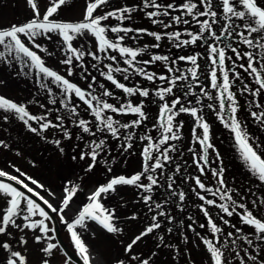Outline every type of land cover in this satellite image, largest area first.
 I'll use <instances>...</instances> for the list:
<instances>
[{
    "label": "snow or ice",
    "instance_id": "1",
    "mask_svg": "<svg viewBox=\"0 0 264 264\" xmlns=\"http://www.w3.org/2000/svg\"><path fill=\"white\" fill-rule=\"evenodd\" d=\"M109 0H92V2L87 4L86 14L82 22L79 23H69V22H58L51 19L58 12L61 6L67 3V0H53L52 6L46 8V12L42 15L39 10L36 0H27V4L30 5L33 12V18L28 22L21 25H12L7 29H0V61H5L9 64L13 60L20 63L22 68H34L38 70L37 74H43L45 78H51L52 83L56 84L58 88H62L63 105L64 107L74 116H78L76 107L71 106V97L74 93L76 97L82 101L87 108L91 111L92 115L95 117V120L98 122L96 127L99 132H108L112 137L119 139L120 129H130L138 127L144 120H147L148 117L143 110V104L134 105L131 100H128L126 103L121 104L119 107L113 103H109L106 100H103L102 97H113L114 93L110 90H107L103 84H100L99 87L103 90L102 96H97L91 91L82 90L77 84L70 82L65 76L58 74L57 71L52 70L51 68L45 66L44 60L36 51L31 50L30 47L26 46L25 42L21 37H26L29 42H31L35 48L40 49L41 51L47 52L46 48H43L41 44L36 43L37 36H43L46 39L51 40L52 36L50 34H57L66 48L64 49L66 54V59L62 60L61 63L71 66L73 64V58L76 61H82L85 55H90L93 60H100L101 57L97 56L95 52H85L84 50L78 49L73 46V41L77 36H83L85 33H90L98 41V51L101 53H107L109 49L113 51H118L122 57H125L124 63L127 64L128 68L113 67L111 64L106 65L107 72H101L107 81H110L115 88L122 90L124 93H127L128 96L136 95L137 93L141 97H148V89H140L137 87H128L125 83L120 82L114 78L113 73H121L125 80L129 79V69L134 70L135 74L143 76L148 81L154 82L157 78L161 81L170 80L172 86L167 88H161L155 92V95L160 98L161 101H165V96L173 93V88L176 86L178 80H187L188 77L181 74L179 76H165L160 75L157 77L156 73L148 72L144 67H137V57L143 53L148 45H145L143 48L133 49L132 47L122 46L121 42L125 40L128 33L136 32L143 33L155 38V41H161L166 35L169 40H175L178 43L175 44L176 47H183L189 44H196L199 40H204L207 43L208 39H214L215 41L224 42L223 47H217L215 45L210 46V63L212 66H219L222 70V83H218V75L215 67L210 73L211 78V88L219 89V109L216 111V114L220 121L223 123L225 128H230L231 131L235 134L236 141L239 145L240 155L244 164L247 166L249 172L254 176L261 184H264V155L256 147L250 143V137L248 133L244 130L243 122L238 119L239 111V102L236 98V93H234L231 88L233 86L232 81H230L229 70L226 67V49L230 50L236 57V60L242 61L247 60V65L240 63L239 67L243 69L245 73H250L255 78V84L258 85L257 88L253 89L247 84L243 85L240 89L241 94L247 92L250 93L254 98L261 95L262 90H264V0H218L215 5L217 10H214L213 0H184L179 6L174 3H169L163 5L157 3V0H142L140 6H123L113 11H109L103 15L94 16V12L100 6L108 4ZM139 8L155 9L153 11L145 12V15L148 19L151 20L153 24H161L165 29L171 27V23H164L163 20L156 19L160 16H170L171 13L169 10H179L183 15L190 16L193 21H196L200 27L198 33H193L192 31H187V35L190 39L181 40L180 37L182 33L180 31L166 32L164 35L148 31L147 29H133L131 27H120V26H108L104 25L102 22L107 21L110 17L118 21H124L125 19H130L131 14L138 10ZM202 9V10H201ZM183 15L172 16V21L176 24H189L188 19H184ZM220 16L218 20L217 17ZM200 17H208L209 20L200 21ZM239 20L241 23H236ZM226 22V23H225ZM220 24L218 29L219 33L216 30H213L214 24ZM208 32V37L204 36L205 32ZM108 32L112 33H124V35H118L116 40L119 42H114L109 39ZM233 37H238V44H242L247 47V49H258V53L254 51H239L238 46H234L232 42ZM135 39V36L132 37ZM154 48H159L160 44L155 43L152 45ZM70 53V54H68ZM199 54L190 55V56H180L179 60H187L193 65L192 68L188 69L191 74L192 79H197V70L199 65L197 63ZM259 57V59H257ZM11 58V59H9ZM109 60L116 61L115 56H107ZM227 60L232 61L231 56H227ZM157 61L165 62V65L169 63V57L165 55H152L150 60H144L143 65H148L155 63ZM175 63V61H172ZM258 64V67L256 66ZM83 67V65H80ZM95 67V65H93ZM68 75L71 76L72 68H68ZM167 71L169 73L173 72L172 67H168ZM175 71L179 72L180 69L177 68ZM232 71L234 73L235 79H241L239 72L235 71V62L233 61ZM86 78V77H85ZM95 83V77L92 78V83L88 85V88L91 89ZM41 88H46L49 93L52 92V89L48 86L47 83H41ZM191 88V85H188ZM185 98L188 95L195 96L194 92H185ZM204 96L208 100H212L213 97L204 92ZM95 102V103H94ZM51 103L55 104L56 100L53 99ZM188 104H191V101H187ZM197 104H200L199 99L196 100ZM253 103L255 108L261 109L259 112L251 111V116L259 123L264 124V108L257 100L250 101ZM177 105H180L177 110ZM208 108L213 109L212 104L207 105ZM0 109L8 112L13 111L19 115L21 120H24L25 117H28L31 120H44L43 116L36 117L30 116L26 108L22 105L0 96ZM215 110V109H214ZM106 111L119 115L133 114L138 116V119L132 120L131 122L121 123L119 120L114 119L112 115H106ZM202 109H199L195 106L187 107L181 104V99L177 97L174 99L171 104L164 102L159 111V127L162 129L161 139L158 144L155 145L156 150L159 152V155L155 159V162L150 165L153 157L151 155V149L153 145L150 143L143 151L144 164L143 170L140 173L132 175L130 178L125 176H119L113 178L104 186H100L91 196L88 197L89 203H87L83 208L78 212L75 219L72 222H68L64 218L65 209L69 208L70 203L73 198L76 196L78 191V186L66 187L64 189L65 195L61 198V206L59 208L54 207L49 200L45 199L44 196L40 195L39 192H34L32 187H29L28 184L24 183L22 180H19L16 176L10 175L8 172L0 170V177H6L9 181H15L17 184H22L23 187L27 190L28 193H32L35 196H38L39 199L51 210L52 213H57L60 220L67 226L68 232L71 234V239L74 242V246L83 260V264H91V259L89 256V248L85 244L84 240L81 237V234L77 231V228H86L87 221H95L108 233H117L121 231L114 223V214L107 210L103 204L100 203L101 194L109 193L110 191H115L116 186L118 185H135L137 187L143 188L145 195L143 197L144 203L148 204L149 201H152L153 197L150 195L153 190V186L158 184L156 178L153 175H147L146 179L149 181L147 185L139 183L142 176L146 173L153 172L155 173L157 169H163L164 165L161 163L160 157L164 161L170 159L168 151H175V145L171 146V149H165L163 152H160V145L166 144L169 140H179L180 137V128L182 123H174L175 118L181 113H188L196 119L197 127L202 129V137L199 135L194 136L199 144L203 147L204 155L200 157L204 161V165H207V153L208 150L213 148V145L210 141V125L204 120L203 115L200 113ZM7 119V117H5ZM58 119H60L58 117ZM25 124L28 123L27 120H24ZM77 126L82 129L83 133H88L92 136H96L97 132H94L92 128L89 127L90 121L85 119H78L75 121ZM49 127H63V124L55 125L51 121L43 123L41 128L48 129ZM175 129V130H174ZM31 131H37L36 128H31ZM64 135L66 138L71 139L70 133L65 130ZM133 133H128L124 135L125 141H131L133 139ZM141 139H146L151 141L150 136H143ZM57 145L60 144V141H55ZM105 145V140L100 139L98 142L92 141L88 145L91 149L90 152L81 153L80 159H85V156H89L91 163L87 167V171L91 172L93 168L96 167L97 159L100 156L101 150H103ZM125 151L132 147L131 143L121 145ZM61 151L63 149L61 148ZM219 157V153H216ZM75 159V157H73ZM199 165V161H196ZM17 172H20V169H15ZM111 171V168L108 169ZM204 166L199 167L201 174L204 173ZM175 171L179 173L180 167L177 166ZM23 175V173H21ZM212 175L217 177V183L220 187H217L215 190L212 188H207L205 184L201 181L200 177H195V184L199 189L209 192L213 197H219L222 203L217 204L215 199H207L204 195H200L199 192H196V195L201 201H204L209 206H215L220 209L223 214H226L227 217H232L234 214L239 215L241 222L244 225L251 226L255 230V239L257 241H264V217H257L253 211L249 210L247 205L243 203H238L233 199L232 191L233 189L228 188L224 181V169L220 167L219 170L213 169ZM31 180L33 185H36L38 188H43L44 186L38 184L35 179L28 177ZM172 183H169L167 187L172 188V184L175 183L174 178L169 177ZM195 192V189H193ZM171 195H178L179 200L183 202L185 200V193L183 191L176 193L172 192ZM0 195L7 199V207L5 208L2 216H0V234H4L8 231L9 226L19 229L23 232L25 229L35 232L39 231L40 235L35 236V241L40 243L43 240L49 241L41 251L47 255L52 256L53 250L58 247L57 244L52 243L51 241L55 239L54 236H50V232H55L54 228H50L49 224L52 222L53 217L45 210L39 203H37L30 196L26 195L24 192L18 190L10 183L0 181ZM49 195H52L49 193ZM260 205H264V199H260ZM257 204L256 200L252 201V205L255 207ZM23 205V207H22ZM155 209H160L162 205L160 203H155ZM237 208L242 209L241 213H237ZM204 215L208 217V223L210 225L211 233L214 236L213 239H208L201 237L203 244L206 246L207 252L210 254L211 264H232V255L239 258V264H247V261H251L252 264H257L258 256L248 254V249H244V255L241 256L240 251L237 250L236 240H232L233 247L231 249L227 248V239L233 237V232H228L224 241L223 247H218L221 243L220 234L222 228L219 227L215 222H213L212 217L209 215L208 209L203 208ZM165 213L160 211L157 215L152 217V223L146 227L139 235L135 236L130 244L127 245L126 251L131 252L133 245L138 241H141L143 237L148 236L153 233L154 230L159 229L161 224L158 222L159 216H164ZM39 216L40 219H33L34 217ZM17 218H20L23 223H17ZM135 219V217H132ZM191 219V217H189ZM220 219L224 224H230L229 220L224 219L223 216H220ZM169 222L172 218L168 217ZM235 228L236 233H240L243 230L241 228H236L235 225H231ZM201 228L204 225H200ZM191 228V225H189ZM195 232L194 228H191ZM169 232L172 231L171 228L168 229ZM199 236V233H197ZM159 239L163 241L164 237L160 236ZM187 241V237L184 238ZM249 247L253 245V240L248 235H243L240 237ZM20 243L27 244V240L21 237ZM4 250L10 253V256L6 259V264H27V258L20 252L12 250L9 243L0 244ZM226 250L230 252V255L226 256ZM259 251V247L255 249ZM135 259V257H133ZM44 264H49L48 260H44ZM120 264H123V261H120ZM142 264H149L147 259L142 261ZM260 264H264V258L260 259Z\"/></svg>",
    "mask_w": 264,
    "mask_h": 264
},
{
    "label": "rangeland",
    "instance_id": "2",
    "mask_svg": "<svg viewBox=\"0 0 264 264\" xmlns=\"http://www.w3.org/2000/svg\"><path fill=\"white\" fill-rule=\"evenodd\" d=\"M36 2L43 15L46 8L52 6L53 0H36ZM90 2L92 0H68L51 19L58 22H82L86 14L87 4ZM195 2L198 3L199 0H195ZM217 2L218 0H213L214 10H216L215 5ZM133 3V0H109L108 4L100 6L94 12V16L106 14L123 6H132ZM147 10L143 9L138 14L143 16ZM31 18H33V12L30 5L27 4V0H0V29H7L14 24H24ZM102 23L108 26H116L117 24L111 17ZM236 23L241 22L237 20ZM50 35L52 36L51 40L43 36H37L35 40L36 43L46 48L47 52L35 48L26 37L22 36L21 39L26 46L41 56L45 66L57 71L58 74L65 76L77 86L82 87V82L87 86L93 77H95V81L97 80V76L100 75L99 70L95 67L85 66L86 63L92 61L90 55H85L82 61H76L73 58L71 66L65 65L61 61L66 59L64 51L66 45L63 44L57 34L52 33ZM107 35L111 39V32H108ZM133 36L135 35L127 34L123 44L128 47L134 45L136 38L133 39ZM72 43L74 47L84 50L86 53L95 52L97 56L103 57L104 53L98 51V41L90 33L77 36ZM245 50L257 53L260 51L258 49H247L243 45L242 51ZM95 61L99 62L100 60ZM233 61L235 62V71L241 75V79L236 80L232 68L229 70L230 80L233 82L231 90L236 93L239 102L238 119L243 122L244 130L248 133L251 142L264 155V124L257 122L250 114L251 111L259 112L261 110L255 108L250 101L257 100L264 108V90L256 98L247 92L241 94L240 89L243 85L247 84L253 89L257 88L258 85L255 84V78L252 74L245 73L239 67L240 63L247 65L246 59L242 61L228 60L230 67L233 66ZM81 64L83 67L80 66ZM256 66L258 67V64ZM69 67L72 68L73 74L71 76L68 75L67 71ZM37 72L38 70L34 68H22L21 64L15 60L11 64L0 61V96L24 106L30 116H43L45 118L36 121L25 117L24 120L28 121L25 124L24 120H21L15 112H6L0 109V170L16 176L57 208L61 206V198L65 195L64 189L78 186L76 196L64 212L65 220L72 222L83 206L89 203L88 197L100 186L106 185L113 178L119 176L130 178L132 175L142 172L139 157L133 155V153L131 154L132 148L136 147L135 144L127 151L121 147V145L126 146L127 144L123 138L125 133L122 129L119 133V139L112 137L106 131H97L96 125L98 122L95 117L74 93L71 97L70 107H76L79 115H72L63 105V89L52 83L51 78H45L43 74L38 75ZM41 83H47L52 92L49 93L46 88H41ZM87 89L93 93V90L89 89L88 86ZM53 99L56 100L55 104L51 103ZM81 118L91 122L89 127L97 132L96 136L82 132V129L75 123ZM48 121L55 125L62 123L63 127L41 128V125ZM209 125L211 135L216 140L217 148L223 152L226 162L222 164L226 168V171H224L225 184L228 188L233 189L231 193L233 198L238 203L247 205L249 210L253 211L258 218L264 217V205L259 203L260 199H264V184H261L251 175L242 160L240 150L232 143L234 141L229 143L228 136H233L231 131L222 128L223 123L218 119L211 120ZM31 128H36L37 131L33 132ZM65 130L70 133L71 139L65 137ZM100 139L105 140V145L97 159L96 167L89 172L87 167L91 163L90 157L86 155L85 159L81 160L80 155L82 152H90L91 149L88 147L90 142H98ZM57 140L60 141L59 145L55 143ZM61 148L63 151H61ZM17 168L20 169V172L15 170ZM109 168H111V171L108 170ZM147 175L151 174L146 173L143 177H147ZM28 177L35 179L38 184L44 187L41 189L33 185ZM157 177L161 180L164 177L165 180L167 170L163 168L158 171ZM145 181L141 179L139 183L147 185ZM167 185L164 181L162 182V185L159 186L162 188V192L159 194L152 190L150 195L153 199L148 204L144 203L143 197L149 195V193H145L143 188L135 185H118L115 191L101 194L100 203L114 214L113 223L121 231L108 233L98 223L91 220L86 222V228H77L89 248L91 264H120V261H123V264H142L145 259L149 261V264H211L210 254L207 255L201 243H199V246L196 244L199 241V236L191 230L193 222L187 216L191 204L185 202L180 204L179 201H173L177 197L170 198L171 189ZM16 188L22 191L18 187ZM49 193L52 195H49ZM7 199L9 198L0 195V216L7 207ZM253 200L257 202L255 207L252 205ZM155 203H160L162 207L155 209ZM204 207L214 212L213 206L205 204ZM160 211L165 213L164 216L158 217L161 227L133 245L131 252L126 251L127 245L152 223V217ZM242 211L240 210L239 213ZM53 214L58 223L61 237L79 256L67 226L60 220L57 213ZM133 216L135 219L132 218ZM168 217L172 218L171 222H169ZM33 219H40V217L37 216ZM17 223L22 224L23 221L17 218ZM189 225H191V228H189ZM222 225L225 226H223L221 233L225 234L221 238V247L224 246L226 234L233 232V237L227 239V248L231 249L233 247L232 240L235 239V246L240 251L241 256L245 254L244 249L247 248L248 254L258 256L257 264H260V259L264 258V241H257L254 235L252 238L253 245L249 247L240 239L246 234L244 228L242 232L236 233L235 228L230 225ZM49 227L55 229L53 221L50 222ZM169 227L172 229L171 232L168 231ZM206 232L208 236H213L211 231L206 230ZM36 235H40L38 230L33 232L25 229L21 232L19 229L9 226L6 233L0 234V244L9 243L12 250L20 251L27 258V264H44V260H48L49 264H76L62 252L57 243L55 232H50L49 235L55 237L51 242L57 244L58 247L53 250L50 257L41 251L49 241L43 240L37 243L35 241ZM160 236L164 237L163 241L159 239ZM21 237L27 240L26 245L20 243ZM185 237H187V241H185ZM200 240H202L201 237ZM257 246L259 251L255 250ZM228 255H230V252L226 250V256ZM8 256H10V253L0 247V264H6ZM231 258L232 264H239L238 257L232 255ZM247 264H252V262L247 261Z\"/></svg>",
    "mask_w": 264,
    "mask_h": 264
},
{
    "label": "trees",
    "instance_id": "3",
    "mask_svg": "<svg viewBox=\"0 0 264 264\" xmlns=\"http://www.w3.org/2000/svg\"><path fill=\"white\" fill-rule=\"evenodd\" d=\"M220 28L219 25H217V28L213 30H216L218 34L219 31L218 29ZM177 43V41L175 40H168L165 44H163V46H161L160 50L163 51V54L161 55H165L169 57V63L168 65H165V62L163 61H157L158 66H156L155 68V73L157 75V77H159L160 75H165L168 77L171 76H179L181 74L185 75L188 77L187 80H178L176 83V86L173 88V93L172 94H168L165 96V101L168 102L169 104H171V102L176 99L177 97H179L181 99V104H183L185 106L186 104V98H185V92H194L196 93V97L197 99H199L201 102L204 103V105L198 106L197 108L202 109V112L200 113L201 115H203L205 108H208L207 105L210 103L212 104L214 107L213 109H210V111H213L214 109L217 108L216 106V97L214 96V91H216V89L211 88L212 92H211V96L213 97L212 100H208L207 97L204 96V94L195 89L194 86H198L201 84L202 81L206 80L207 78H209V75L211 73V71L213 70V67H216L218 69L219 66H212L210 63V46L211 45H215L217 47H223L224 46V42H217L214 39H209V43L205 45V43H199L196 44L193 48L190 47V44L187 46H183V47H176L175 44ZM203 49H207V51L203 50ZM173 50L176 52L177 55H173L170 59L169 54L171 55V53H173ZM151 51L150 50H145L142 54L146 57ZM208 52V53H207ZM199 54L197 63L199 65V68L197 70V79H192L190 72L188 71V69L192 68L193 65L190 63V61L187 60H179L178 58L180 56H190V55H196ZM154 55V53H151L150 55H148L147 58L151 59V56ZM157 55V54H156ZM172 61H175V63H172ZM159 63H161L159 65ZM153 64V63H152ZM150 65V64H148ZM147 65V66H148ZM118 66V64H117ZM168 67H172L173 68V72L169 73L167 71ZM179 68L180 71L177 72L175 71V69ZM114 78H116L117 80H119L122 83H125L126 86H133L136 85L137 88L140 89H148L149 90V96L148 97H141L138 93L136 95L133 96H128L127 93H124L122 90L115 88V86H112V89L114 90V97L116 98V100L118 102L126 103L128 100H131V102H135V101H140L139 104H143V110L145 112V114L147 115L148 119L144 120L138 127L132 128V132L135 134H139L140 135H133V139L131 140L130 143H132V141L137 143V153L139 152L140 149V154L139 157L142 156L143 151L146 147L149 146V144L151 143L153 145V148L151 149V155L153 157L152 161H150V165L152 163L155 162V159L157 158V156L159 155V152L156 150L155 145L159 143L160 139L162 137H157V136H161L160 132H161V128L159 127V111H160V107L161 105L165 102V101H161L160 98L158 96L155 95V92L161 88H167L172 86L170 83V80H165V81H161L158 78L154 81H148L147 79H145L143 76L140 77H131L129 76V79L125 80L123 78V75L121 73H115ZM180 82V83H178ZM188 85H191L192 87L189 88ZM120 94L121 98L116 96V94ZM189 97V96H187ZM190 97H192L194 99V96L191 95ZM138 105V104H137ZM149 105V107L146 108V106ZM187 107H189L190 105H186ZM180 105H177V110L179 109ZM146 108V109H145ZM182 114V113H181ZM129 117L127 118H131L132 120L138 119V116L133 115V114H128ZM185 118V121L183 122L184 124H189V122L191 121V123L193 124V126H197V122L196 119L194 117H192L190 114L186 113V114H182L181 115V119ZM150 131V132H149ZM148 133V134H147ZM150 136L152 139L151 141L146 140V139H141V137L143 136ZM186 137H190V136H186ZM202 137V136H201ZM192 142H193V151L194 152V157L200 162V158H199V154L201 153L200 147L201 145L199 144V142L195 139V136H193L192 138ZM164 145V144H163ZM160 145V152H162V146ZM171 149V148H168ZM175 157L172 158L170 164V168L166 170H169L170 175L167 176L164 180L163 179H159L156 178L158 181V184L156 186H153L156 188L157 192H162V188L159 187L160 185H162V182L164 181L166 184L172 183V181L169 179V177L174 178L175 181H177V185L178 187H187L188 190V194H185V198H187L192 204L193 207L191 208V211L188 213L190 216H193V220L195 221V228L197 231H200V227L199 225L200 220L197 219V217L199 218V214H201L202 212V205L198 204L199 202H203L201 201L198 196L196 195V192H201V190L199 189L198 186H196L195 184V177L199 176L201 181L204 182L205 179H203L202 175H196L194 173V171L191 169V166L189 163H184L183 165L187 164V170L185 168L181 169L182 166V162H186L187 160V153H185V155L183 154V151H181L180 148L175 147ZM157 152L156 154L154 152ZM171 150H169L168 152H170ZM181 151V152H180ZM211 153V152H209ZM189 159H192L193 157H189ZM161 159V163L164 164L166 161L163 160L162 157H160ZM168 163H166L165 165H167ZM175 166H179L180 170H182V172H179L176 177H174V175L177 173L175 171L176 168H174ZM195 167L197 168V164H195ZM158 170L161 171L162 169H157L155 174H158ZM154 176V173H153ZM172 189L170 190V193L172 192H176L179 193L175 188V184H172ZM193 189H195V192L193 191ZM181 192V191H180ZM171 195V194H170ZM173 197V195H171ZM178 197V195H176ZM205 197H207L205 195ZM179 198V197H178ZM217 198L219 199V197L217 196ZM221 200L219 199V202ZM218 202V203H219ZM199 223V224H198Z\"/></svg>",
    "mask_w": 264,
    "mask_h": 264
},
{
    "label": "water",
    "instance_id": "4",
    "mask_svg": "<svg viewBox=\"0 0 264 264\" xmlns=\"http://www.w3.org/2000/svg\"><path fill=\"white\" fill-rule=\"evenodd\" d=\"M61 245H62L63 249L65 250V252H66L68 255H72L71 252H69V250L63 245L62 242H61Z\"/></svg>",
    "mask_w": 264,
    "mask_h": 264
}]
</instances>
